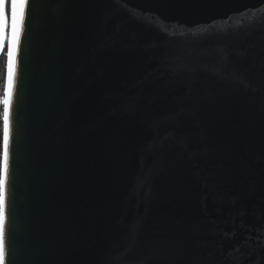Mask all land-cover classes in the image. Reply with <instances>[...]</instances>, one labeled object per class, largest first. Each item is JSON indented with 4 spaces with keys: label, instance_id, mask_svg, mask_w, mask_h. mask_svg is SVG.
<instances>
[{
    "label": "water",
    "instance_id": "95a60500",
    "mask_svg": "<svg viewBox=\"0 0 264 264\" xmlns=\"http://www.w3.org/2000/svg\"><path fill=\"white\" fill-rule=\"evenodd\" d=\"M11 119L5 264H264V0H28Z\"/></svg>",
    "mask_w": 264,
    "mask_h": 264
},
{
    "label": "snow or ice",
    "instance_id": "6c2138e0",
    "mask_svg": "<svg viewBox=\"0 0 264 264\" xmlns=\"http://www.w3.org/2000/svg\"><path fill=\"white\" fill-rule=\"evenodd\" d=\"M28 0H0V52L7 48L6 77L4 94L0 98L3 112L2 152H0V264L7 259L8 222V184H9V146L12 135V103L16 77V56L23 31L25 10ZM10 264V261H8Z\"/></svg>",
    "mask_w": 264,
    "mask_h": 264
},
{
    "label": "trees",
    "instance_id": "16d2710c",
    "mask_svg": "<svg viewBox=\"0 0 264 264\" xmlns=\"http://www.w3.org/2000/svg\"><path fill=\"white\" fill-rule=\"evenodd\" d=\"M7 48L4 53H6ZM5 54H3L2 58L0 59V66H1V84H0V98L3 97L4 94V83H5V77H6V64H3L2 60H4ZM3 112V105L0 104V114ZM0 137L2 138V120H0ZM1 140V139H0ZM2 141H0V152H1V145Z\"/></svg>",
    "mask_w": 264,
    "mask_h": 264
},
{
    "label": "rangeland",
    "instance_id": "374dc122",
    "mask_svg": "<svg viewBox=\"0 0 264 264\" xmlns=\"http://www.w3.org/2000/svg\"><path fill=\"white\" fill-rule=\"evenodd\" d=\"M6 60H7V57H6V55H5V58H4V60H2V62H3V64H6ZM0 68H1V66H0ZM1 70V69H0ZM0 84H1V71H0ZM0 141H2V138L0 137ZM2 145V144H1ZM1 148H2V146H1ZM1 152H2V149H1Z\"/></svg>",
    "mask_w": 264,
    "mask_h": 264
},
{
    "label": "bare ground",
    "instance_id": "6f19581e",
    "mask_svg": "<svg viewBox=\"0 0 264 264\" xmlns=\"http://www.w3.org/2000/svg\"><path fill=\"white\" fill-rule=\"evenodd\" d=\"M20 39H21V36H20Z\"/></svg>",
    "mask_w": 264,
    "mask_h": 264
}]
</instances>
